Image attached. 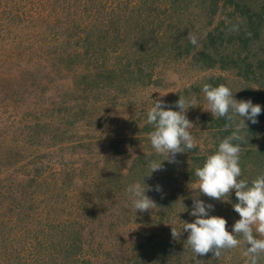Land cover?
<instances>
[{
    "label": "rangeland",
    "instance_id": "1",
    "mask_svg": "<svg viewBox=\"0 0 264 264\" xmlns=\"http://www.w3.org/2000/svg\"><path fill=\"white\" fill-rule=\"evenodd\" d=\"M212 1L0 0V264H250L242 234L219 256L195 257L182 230L194 199L214 204L229 231L240 218L234 190L217 201L194 175L219 137L202 86L219 82L237 100L261 92L250 99L264 111V21L249 51L237 38L216 43L255 73L222 69L216 54L209 66L198 54L210 51L208 33L247 22L222 1L211 13ZM239 1L264 18V0ZM179 96L193 103L196 146L151 173L149 163L167 157L150 143L146 112L157 97L177 110ZM258 168L247 163L240 178L251 182ZM143 182L156 205L141 212L129 186Z\"/></svg>",
    "mask_w": 264,
    "mask_h": 264
},
{
    "label": "clouds",
    "instance_id": "2",
    "mask_svg": "<svg viewBox=\"0 0 264 264\" xmlns=\"http://www.w3.org/2000/svg\"><path fill=\"white\" fill-rule=\"evenodd\" d=\"M189 41L196 44V36L190 33ZM202 92L207 101L206 110L213 117H225L229 121H234V128L229 136L219 141L216 151L206 156L202 166L195 168L194 175L197 178L199 192L217 201H224L222 198L229 197L234 190L237 202L232 204V207L240 218L229 231L226 229V218L212 214L214 204L194 199L190 215L195 219L192 222H184L182 230L188 232L187 243L195 257L210 251L213 255L219 256L221 249L236 247L240 243L236 234H242L248 245L245 255L250 257V264H256L258 254L264 252V238L253 234L255 228V232L264 236V173L259 174L251 182L240 178L241 144L234 141L244 139L242 129L247 128L245 119L253 124L258 122L262 106L253 103L251 99H235L232 90L224 84L213 86L205 83ZM174 104L177 110H173L167 101L157 97L151 99V107L146 112V121L153 129L148 133L150 143L158 154H165L167 157L151 161L149 163L151 173L160 170L163 161L174 162L177 153L187 152L196 146L190 131L194 125L186 114L188 109L193 107L192 101L179 96ZM149 189L150 186L144 182L143 186L138 184L129 186L136 211L143 212L156 205L146 195V190ZM155 190L160 192L161 186L156 185ZM184 208L186 209L185 206ZM172 235H177L173 229Z\"/></svg>",
    "mask_w": 264,
    "mask_h": 264
},
{
    "label": "trees",
    "instance_id": "3",
    "mask_svg": "<svg viewBox=\"0 0 264 264\" xmlns=\"http://www.w3.org/2000/svg\"><path fill=\"white\" fill-rule=\"evenodd\" d=\"M220 1H222L225 6L227 4L233 5L234 13L239 12L241 16H244L246 18V25L244 26L242 21L238 19H234L229 24L224 25V27L220 31V24L217 25L215 30L208 33V43L206 44V46L210 47V51H207L206 48H203L199 51L198 54L204 56V60L208 61L209 66L214 65L215 62H217L216 57L213 54H216V56L219 55L218 59L220 60V67L222 69L236 66L239 69V73L244 74L245 77H249L250 74L254 72L252 69L254 63L251 60H248L247 57H241V54H238V56L236 57H232V55H230L229 53L222 54L216 43L217 41L222 42L223 40L232 42L237 38L240 42L242 50L249 51V43L251 42V40L259 38L261 34L262 24L264 21V18L262 17V11H252V8L248 3H242L239 0H213L209 5L211 13H215L217 11V7ZM221 23L225 24V21L222 20ZM234 27H238L237 33L234 34L233 32H231L226 38L225 34L227 32L225 31H229ZM211 82L213 81L209 80L206 83L211 84ZM219 84V82H215L213 86ZM250 93L253 94V96H250L248 99L251 98L254 101H257L258 98L263 96L261 92ZM258 118L264 119V111L259 114ZM211 120L212 121L210 126L212 128H218L217 135H219V137L215 141L216 150L219 141L229 136L233 131L234 121H229L225 117H212ZM242 135L244 137L242 141H234V143L241 144L240 158L242 159V161L240 162V165L242 168H244L247 163H254L259 167V173L257 174L258 176L259 174L264 173V128L259 130L256 124H252L249 127L242 129ZM258 139L260 140L257 141ZM196 158L205 159V157ZM202 164L203 163H201V165Z\"/></svg>",
    "mask_w": 264,
    "mask_h": 264
}]
</instances>
